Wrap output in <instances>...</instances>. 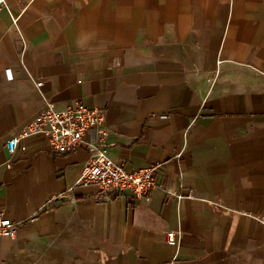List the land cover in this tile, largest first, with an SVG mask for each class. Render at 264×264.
<instances>
[{"label":"crops","instance_id":"crops-1","mask_svg":"<svg viewBox=\"0 0 264 264\" xmlns=\"http://www.w3.org/2000/svg\"><path fill=\"white\" fill-rule=\"evenodd\" d=\"M5 1L0 214L17 236L0 264H264V0ZM77 100L107 137L60 154L33 136L10 157L41 109ZM95 149L160 164L167 190L78 185Z\"/></svg>","mask_w":264,"mask_h":264},{"label":"built area","instance_id":"built-area-1","mask_svg":"<svg viewBox=\"0 0 264 264\" xmlns=\"http://www.w3.org/2000/svg\"><path fill=\"white\" fill-rule=\"evenodd\" d=\"M5 5L6 1L0 0V8ZM22 43L26 44L24 40ZM41 85L40 82L37 83V86ZM106 120L104 110L90 109L78 100L63 110H58L54 105L48 104L37 113L19 135L6 140V149L10 157H13L24 140L33 136H41L48 141L53 152L72 153L93 131L107 137L108 134L104 130ZM6 167H11L10 161L7 162ZM160 167L161 165L157 164L140 171H128L123 164L114 162L107 150L95 149L77 184L96 187L101 195L130 194L136 200L141 201L155 190H167L158 181L156 175ZM16 236V224L0 214V237L15 238ZM180 236V232L168 231L166 233L167 244L177 246Z\"/></svg>","mask_w":264,"mask_h":264}]
</instances>
